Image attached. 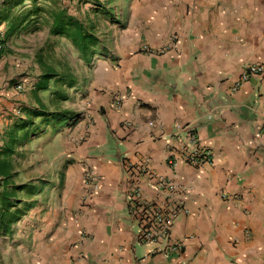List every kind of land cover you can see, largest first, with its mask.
Masks as SVG:
<instances>
[{
  "label": "crops",
  "instance_id": "obj_1",
  "mask_svg": "<svg viewBox=\"0 0 264 264\" xmlns=\"http://www.w3.org/2000/svg\"><path fill=\"white\" fill-rule=\"evenodd\" d=\"M98 13L85 7L77 17ZM95 33L90 61L56 36L73 57L37 61L15 102L0 98L1 123L19 106L55 117L34 120L39 128L50 123L34 141L47 149L57 182L46 222L20 248L24 264H264V74L230 90L245 64L264 60V0H132L123 25L104 20ZM46 67L57 75L36 89ZM176 124L197 128L213 164L192 167L178 157L167 164ZM141 163L184 193L187 213L171 231L183 242L179 255L136 240L126 164ZM151 184L141 180L154 200Z\"/></svg>",
  "mask_w": 264,
  "mask_h": 264
},
{
  "label": "rangeland",
  "instance_id": "obj_2",
  "mask_svg": "<svg viewBox=\"0 0 264 264\" xmlns=\"http://www.w3.org/2000/svg\"><path fill=\"white\" fill-rule=\"evenodd\" d=\"M4 0H0V10ZM132 0H39L37 3L40 7H66L74 16H78L81 8H89L98 10L97 15L90 14L89 19L100 24L104 20L112 19L118 26L125 23V13ZM32 8L29 1L14 7L11 15H19ZM109 10L112 15H106ZM42 12L41 16L37 17L38 29H34L30 22L26 27L21 28L14 34L5 38L4 31L7 25L6 21L0 23V60H5L0 66V98L6 101H13L12 97L18 95L19 92L16 85L22 82L24 76L34 75V67L37 58L41 57L45 62L54 61L60 58H72L70 48L67 41L62 38L51 35L50 42H43L46 37L48 21ZM82 17V16H81ZM108 17L110 19H108ZM79 18V17H78ZM85 16H83V19ZM98 31V30H97ZM49 40V38H48ZM55 47V48H54ZM44 48V50H43ZM58 49V50H56ZM59 51V54H56ZM1 65V64H0ZM28 90V89H27ZM26 90V91H27ZM18 93V94H17ZM9 96L10 98H7ZM1 100V101H3ZM18 101V100H16ZM22 107V106H21ZM13 111L8 110L5 114L7 121L0 122V143L2 144V135L7 127L17 120L20 115L19 109ZM47 125L40 124V128L32 135L31 141H26L22 145L17 146V152L11 156L17 176L15 177L16 184L32 183L33 192L28 193L26 190L20 191L18 194L22 203L19 207H24V203L29 206L26 208L24 215L12 226V232L8 235H0V264H24L22 246L30 247L33 241V231L41 228L42 215L49 211V203L52 193H54V184L56 175L54 168L50 166L47 149L40 150L39 139L48 131ZM0 144V145H1ZM27 218L25 224H22V219ZM22 249V248H21Z\"/></svg>",
  "mask_w": 264,
  "mask_h": 264
},
{
  "label": "trees",
  "instance_id": "obj_3",
  "mask_svg": "<svg viewBox=\"0 0 264 264\" xmlns=\"http://www.w3.org/2000/svg\"><path fill=\"white\" fill-rule=\"evenodd\" d=\"M29 1L32 8L19 15H11L14 7ZM39 0H4L0 10V23L7 22L4 35L8 38L16 31L26 27L30 22L34 29H38L37 17L43 12L46 21L50 23L49 33L53 36H59L68 40L72 46L86 58L90 59L96 54V48L99 44V38L95 33V23L90 20H82L71 13L66 7H40ZM37 61L44 65L41 57ZM47 66V65H46ZM49 67L44 69L40 77V82L36 89H45L49 80L56 76ZM67 82L72 86V78ZM61 98H64L61 97ZM20 115L13 124L9 125L2 135V144L0 145V235H8L12 232V226L24 215L26 208L29 206L24 203V207H19L22 200L19 199L20 191L26 190L28 193L33 192L32 183L16 184L15 177L17 171L11 160V156L17 152V146L22 145L39 129V122L35 124V119L40 121L54 120L55 117L49 118L53 113H49L42 106L38 107H21ZM54 116V115H53ZM76 120V119H75ZM74 120V122H75ZM46 122V123H47ZM73 122V123H74Z\"/></svg>",
  "mask_w": 264,
  "mask_h": 264
},
{
  "label": "built area",
  "instance_id": "obj_4",
  "mask_svg": "<svg viewBox=\"0 0 264 264\" xmlns=\"http://www.w3.org/2000/svg\"><path fill=\"white\" fill-rule=\"evenodd\" d=\"M1 48V45H0ZM141 50L149 54H157L163 50H154L143 45ZM264 74V60L245 64L237 79L232 83L230 90L237 91L240 86L252 77ZM18 91L23 89L22 83L16 85ZM153 127V123H148ZM127 128L130 124L126 123ZM172 137L177 146L173 149V156L166 158L169 166H173L175 158L178 157L187 165L202 167L213 164V155L209 149L202 146L197 133V128L192 124H176ZM128 178L127 209L131 221L136 225V240L140 243H154L158 245L157 251L169 256L179 255L183 251V242L171 239V231L176 219L183 213H187L184 207V193L169 177L156 176L152 173L146 163L138 166L126 164ZM143 178L151 181L152 188L156 191L158 198L151 200L143 195L141 180ZM93 188L97 187V178L89 175ZM224 197V195H222Z\"/></svg>",
  "mask_w": 264,
  "mask_h": 264
}]
</instances>
